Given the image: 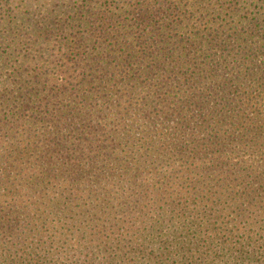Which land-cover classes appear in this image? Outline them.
<instances>
[{
    "label": "trees",
    "instance_id": "16d2710c",
    "mask_svg": "<svg viewBox=\"0 0 264 264\" xmlns=\"http://www.w3.org/2000/svg\"><path fill=\"white\" fill-rule=\"evenodd\" d=\"M90 1L0 30V264H264V0Z\"/></svg>",
    "mask_w": 264,
    "mask_h": 264
},
{
    "label": "rangeland",
    "instance_id": "374dc122",
    "mask_svg": "<svg viewBox=\"0 0 264 264\" xmlns=\"http://www.w3.org/2000/svg\"><path fill=\"white\" fill-rule=\"evenodd\" d=\"M85 0H0V30L11 29L14 33L26 32H54L56 28L60 27L57 16L70 15L76 12L77 8L81 7ZM87 1V0H86ZM89 1V0H88ZM92 4H93V0ZM90 1V2H91ZM100 1L103 0H95ZM111 2V0H105ZM226 0H222L224 2ZM241 6L237 7L239 15L247 13L249 16L256 11V4H260L262 0H240ZM99 6V5H98ZM95 6L98 11L100 7ZM25 11L29 14L25 15ZM253 12V13H252ZM17 17L18 23L15 19L9 21V17ZM45 16V18H43ZM55 33V32H54ZM55 41V40H52ZM217 186H213L216 188ZM78 259V258H77Z\"/></svg>",
    "mask_w": 264,
    "mask_h": 264
}]
</instances>
